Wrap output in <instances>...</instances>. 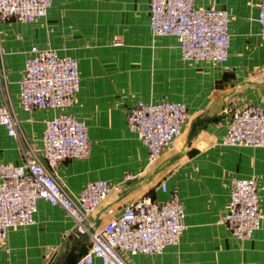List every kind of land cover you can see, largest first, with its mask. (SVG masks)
<instances>
[{"label":"crops","instance_id":"1","mask_svg":"<svg viewBox=\"0 0 264 264\" xmlns=\"http://www.w3.org/2000/svg\"><path fill=\"white\" fill-rule=\"evenodd\" d=\"M259 0H196L226 9L229 46L225 61L182 60L176 39L151 34L144 0H52L32 22L0 21V102L20 121L15 136L0 124V161H21L20 145H37L51 109L23 110L17 81L30 45L52 47L76 59L79 90L66 111L87 125L90 151L56 166L59 181L77 191L86 180L106 178L111 189L78 227L59 206L38 199L31 223L7 228L0 237V264H59L70 247L90 243L93 230L143 194L162 199L163 179L183 204L177 243L159 253L127 256L129 264H264V147L221 142L227 112L247 102L264 108V41L255 21ZM135 98L185 104L189 117L180 136L157 159L145 163L146 148L125 127L124 107ZM217 113L186 142L191 120ZM230 176H253L260 225L249 237H234L216 218L223 211ZM91 264H102L94 259Z\"/></svg>","mask_w":264,"mask_h":264},{"label":"built area","instance_id":"2","mask_svg":"<svg viewBox=\"0 0 264 264\" xmlns=\"http://www.w3.org/2000/svg\"><path fill=\"white\" fill-rule=\"evenodd\" d=\"M52 0H0V21L32 22L46 15ZM151 34L176 39L182 60H206L222 65L228 56L229 29L226 9L196 0H144ZM258 37L264 41V0L257 4ZM18 78V100L23 110H52L45 119L39 142L24 140L21 161H0V237L7 228L31 223L38 199L61 207L82 227L111 184L106 178L86 180L75 192L56 175V166L68 158H85L90 151L87 125L66 111L79 90L76 59L58 54L52 47L30 45ZM4 68L0 63V78ZM125 127L136 133L146 148L145 163H153L161 151L180 136L189 112L181 101L135 98L124 107ZM0 124L5 133L16 136L20 121L6 102H0ZM221 142L226 145L264 147V108L247 102L227 112ZM158 188L162 199L143 194L90 233L86 251L73 264H129L127 256L159 253L179 241L184 228L183 204L175 188L167 189L163 179ZM259 193L253 176H230L228 196L216 222L234 237L250 236L260 225Z\"/></svg>","mask_w":264,"mask_h":264},{"label":"water","instance_id":"3","mask_svg":"<svg viewBox=\"0 0 264 264\" xmlns=\"http://www.w3.org/2000/svg\"><path fill=\"white\" fill-rule=\"evenodd\" d=\"M221 115L217 113H208L203 112L199 117L194 118L190 121L188 130L185 134L186 142H190V140L198 133L200 128L208 121L218 119ZM93 231V228H89V232L91 233ZM77 243V246L73 243V245L70 247L68 252L65 254L63 259L60 261L59 264H73L76 258H78L80 255H82L87 248V244L82 240H75Z\"/></svg>","mask_w":264,"mask_h":264}]
</instances>
